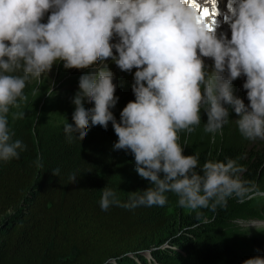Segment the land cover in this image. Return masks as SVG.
Masks as SVG:
<instances>
[{
  "label": "clouds",
  "instance_id": "clouds-1",
  "mask_svg": "<svg viewBox=\"0 0 264 264\" xmlns=\"http://www.w3.org/2000/svg\"><path fill=\"white\" fill-rule=\"evenodd\" d=\"M229 19L230 39L198 16L194 0H0V161L19 159L26 149L12 140L8 116L27 102V82L62 62L66 70L92 69L79 79L74 126H64L68 138L81 141L91 127L106 130L111 122L118 137L114 150L130 151L138 175L152 184L129 193L124 204L115 190L103 188L102 211L113 205L163 207L166 193H173L178 206L199 219L201 210L226 207L229 198L264 196L240 178L243 169L235 160L201 165L197 155H183L180 143L181 132L201 125L202 111L204 131H222L229 122L225 105L239 117L245 139L264 140V0H236ZM205 58L213 61L211 71ZM109 60L123 72L136 69L135 99L119 121L111 111L119 98ZM242 76L247 105L233 94V81ZM85 101L94 106L86 108ZM243 264H264V257Z\"/></svg>",
  "mask_w": 264,
  "mask_h": 264
},
{
  "label": "trees",
  "instance_id": "trees-1",
  "mask_svg": "<svg viewBox=\"0 0 264 264\" xmlns=\"http://www.w3.org/2000/svg\"><path fill=\"white\" fill-rule=\"evenodd\" d=\"M59 105L60 100L38 112L22 104L10 110L12 140H21L26 149L19 159L0 161V264H109L114 260L135 264L129 260L133 255L143 260L140 251L166 243L177 248V255L188 264H243L249 258L264 257V231L252 236L247 246L202 239L204 225L199 224L207 212L199 219L195 213L184 217L181 213L174 230H169L165 228L170 205H113L102 211L103 188L115 190L124 204L129 193L145 191L152 184L138 175L130 151L114 150L118 137L111 122L106 130L91 127L81 141L74 136L70 140L64 126L67 122L74 126L75 105ZM84 106L94 105L85 101ZM20 111H26L24 118L13 119L12 114ZM111 111L119 121L120 112ZM237 139L213 148L192 138L183 155H197L201 165L231 158L243 169L240 178L253 189L264 178V147L248 150ZM72 175L74 183L69 180ZM166 195L168 203L176 196ZM211 213L217 225L233 216L224 207ZM171 249L156 250L153 256L163 264L174 259Z\"/></svg>",
  "mask_w": 264,
  "mask_h": 264
},
{
  "label": "rangeland",
  "instance_id": "rangeland-1",
  "mask_svg": "<svg viewBox=\"0 0 264 264\" xmlns=\"http://www.w3.org/2000/svg\"><path fill=\"white\" fill-rule=\"evenodd\" d=\"M42 22H47V15L45 16ZM113 42H116L115 40ZM211 61L208 58H205V64L209 66V71H211V65L206 62ZM109 70L113 73V83L116 85L115 96L118 97V102L114 108L111 110H117L119 112L127 105L129 101L135 99L132 92V84L134 83V73L136 69H133L132 72H123L118 66L111 62L107 61ZM92 69H65L63 63H59L53 66L51 71L48 74H44L39 80L30 79L27 82L25 88V94L28 97L23 108H34L35 110L40 111L46 106L54 104L59 100L62 101V107L59 105L57 108H71L70 104L73 102V98L77 91L79 90V79L82 75L87 74L88 71ZM98 70V69H97ZM19 74V73H18ZM245 78L242 76L235 81H233L232 88L233 94L235 97L243 100L245 105L249 103L247 100L246 90L243 89V83ZM93 105V104H91ZM229 110V122L224 125L222 131L216 133H206L204 131V124L207 123V114L201 112V125L196 128V130L187 134L185 132L180 133V143L183 145L184 150L187 149L192 138L198 140V142H203L204 147H218L225 142H229L231 139L238 138L239 144L244 148L248 147V150L253 149V151L261 150L264 147V140H247L245 139L238 131L236 120L239 119L235 111L229 105H225ZM26 112V111H22ZM236 140V139H235ZM255 191L264 192V178L261 182L258 183L256 187L253 188ZM253 196L252 193L249 194ZM177 196L171 197L169 203L164 206L170 205L167 209L166 218L168 219L169 224L165 229L174 230V226L180 221L179 216L182 213V216L187 214L194 213L187 209L181 208L177 204ZM228 211L233 213L231 219L227 220L226 223L222 225H217L214 223L215 215L211 213L209 209L201 210L202 213L207 212L206 218L200 222L199 225H204L203 229H200L202 239L213 238L218 241H225L229 243H235L237 245L247 243L249 239L264 231V196L254 195L253 198H245L240 200L238 198L232 197L227 201ZM11 216L13 213H9ZM172 220V223H171ZM257 225L254 226L249 225ZM249 226V227H248ZM206 230V231H205ZM204 231V232H202ZM171 245L166 244H155L148 247V250H142L139 253L144 255L143 260L140 258H135L132 256L129 260L135 262V264H162L159 263L156 258L153 256V252L156 250L170 251ZM173 252V260L168 262H163V264H188V260L184 259L177 255L178 249L173 247L171 249ZM166 261V260H165ZM109 264H120L118 261H111Z\"/></svg>",
  "mask_w": 264,
  "mask_h": 264
},
{
  "label": "snow or ice",
  "instance_id": "snow-or-ice-1",
  "mask_svg": "<svg viewBox=\"0 0 264 264\" xmlns=\"http://www.w3.org/2000/svg\"><path fill=\"white\" fill-rule=\"evenodd\" d=\"M219 13H210L208 9H204L202 12H198V16L202 19H205L209 15H218ZM216 24V20H213L212 25ZM211 27V26H210Z\"/></svg>",
  "mask_w": 264,
  "mask_h": 264
},
{
  "label": "bare ground",
  "instance_id": "bare-ground-1",
  "mask_svg": "<svg viewBox=\"0 0 264 264\" xmlns=\"http://www.w3.org/2000/svg\"><path fill=\"white\" fill-rule=\"evenodd\" d=\"M230 39V38H229ZM209 59V58H208ZM211 60V59H210ZM207 64H209V65H212L213 64V61L211 60V61H208L207 60V62H206Z\"/></svg>",
  "mask_w": 264,
  "mask_h": 264
},
{
  "label": "water",
  "instance_id": "water-1",
  "mask_svg": "<svg viewBox=\"0 0 264 264\" xmlns=\"http://www.w3.org/2000/svg\"><path fill=\"white\" fill-rule=\"evenodd\" d=\"M9 221V220H8ZM7 224V222H5L3 225H6ZM111 262V261H110Z\"/></svg>",
  "mask_w": 264,
  "mask_h": 264
}]
</instances>
